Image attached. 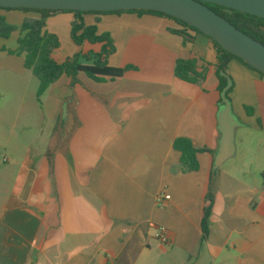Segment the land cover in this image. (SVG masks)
<instances>
[{"label":"crops","instance_id":"crops-1","mask_svg":"<svg viewBox=\"0 0 264 264\" xmlns=\"http://www.w3.org/2000/svg\"><path fill=\"white\" fill-rule=\"evenodd\" d=\"M10 15L18 20L14 45L0 37V98L20 93L25 100L33 91L2 88L11 82L5 74L33 75L24 55L9 52L17 49L23 20L37 15L0 10L6 26ZM95 18L84 16L86 24ZM98 18V34L112 40L107 65L128 68L124 74L96 82L79 73L73 85L63 76L40 100L33 75L42 117L56 127L50 141L23 143L15 114L1 128L0 264H264V78L230 61L229 98L240 125L234 158L216 168L220 92L213 41L190 33L185 42L169 31L180 27L164 17ZM73 20L72 13L47 19L46 30L60 41L53 58L63 63L80 55L90 65L103 44L76 45ZM178 60H195L201 78L178 79ZM60 122L73 128L67 132ZM178 138L202 150L198 171L183 172L173 148ZM209 195V233L202 240ZM160 228L167 243L158 238Z\"/></svg>","mask_w":264,"mask_h":264},{"label":"trees","instance_id":"trees-1","mask_svg":"<svg viewBox=\"0 0 264 264\" xmlns=\"http://www.w3.org/2000/svg\"><path fill=\"white\" fill-rule=\"evenodd\" d=\"M207 6L215 13L225 18L237 29L264 45V19L213 4H207ZM0 10L23 11L37 15L36 17H30L23 20L19 28L20 36L17 39V49L14 52L9 53L24 55L25 68L30 70L39 82L37 90L38 100H40L51 85L56 83L63 76L69 77L72 81V85L78 82L77 77L79 73H84L91 80L101 82L105 80V77L111 79L120 77L128 69H116L107 65V57L113 52V46L108 33L98 34V23L100 22L98 16L100 15L137 14L168 18L180 27L179 29H170L169 31L181 36L185 42L192 40L190 33L203 35L198 30L181 20L154 11L129 10L113 12H80L12 8H0ZM60 13H72L74 15V20L71 22L70 36L76 45L81 46L85 42L89 44H103L101 52L94 55V60L90 65L80 63V55H75L63 63H57L53 58V53L60 48V41L57 35L46 30V21L49 17ZM85 15H95L96 18L94 23L86 24L84 19ZM12 30H16V28L4 25V20L0 18V37L8 38ZM213 44L217 52L218 90L220 93L227 84V79L224 76H221L220 73L223 72L228 74V65L232 60L238 61L264 78V74L251 68L241 59L226 52L214 41ZM175 75L178 79L188 83H195L201 78L196 72L195 60H178L175 66ZM232 89L233 84L226 93V97L229 101V94ZM221 103L222 101L220 98V105ZM173 148L180 153V164L183 172H196L199 170L197 154L202 150L196 149L192 142L187 138L176 139L173 143ZM207 200L210 202V205L204 209V217L201 224L203 233L202 240H205L209 233L207 216L212 203L211 195L207 197Z\"/></svg>","mask_w":264,"mask_h":264},{"label":"water","instance_id":"water-1","mask_svg":"<svg viewBox=\"0 0 264 264\" xmlns=\"http://www.w3.org/2000/svg\"><path fill=\"white\" fill-rule=\"evenodd\" d=\"M213 4L264 19V0H0V8L64 10L80 12H113L143 10L169 15L195 28L217 43L223 50L241 59L251 68L264 74V45L243 33L225 18L210 9ZM227 84L220 93L221 105L217 114L220 132L216 168L234 158L236 132L239 123L226 97L233 82L228 74L220 73Z\"/></svg>","mask_w":264,"mask_h":264},{"label":"rangeland","instance_id":"rangeland-1","mask_svg":"<svg viewBox=\"0 0 264 264\" xmlns=\"http://www.w3.org/2000/svg\"><path fill=\"white\" fill-rule=\"evenodd\" d=\"M15 16L16 15H10L8 17L9 22L12 23L11 25L9 24L10 27L15 28V26H12L17 22L16 20H18ZM14 32L15 30H12L7 38L8 40L6 42L3 41L7 46L15 44ZM62 44H65V38L63 36ZM6 78H8V81L11 80V82L9 81V84L11 83V85L7 84L8 86H4L2 88L4 92L8 91L7 93L9 94L10 89H14L15 92L28 89L33 91V95L32 93L29 94L25 100H21L20 93L19 96L16 97L10 94L4 98H0V117L6 118V121L0 119V131L1 128L7 129L10 126V121L13 118V115L11 114H15L13 120L16 119L17 135L23 138V143L30 144L32 142H49L56 127L53 123L44 120L42 117L43 114L46 113L37 103L34 94L37 89V79L31 73H28V77L24 78L8 73L7 75L5 74L4 79L6 80ZM42 99V102L44 103V101H46V97L44 96ZM59 127L61 129L65 127V131L69 132L73 128V125L70 123L64 125V123L60 122ZM2 135L3 134L0 132V140H2Z\"/></svg>","mask_w":264,"mask_h":264},{"label":"built area","instance_id":"built-area-1","mask_svg":"<svg viewBox=\"0 0 264 264\" xmlns=\"http://www.w3.org/2000/svg\"><path fill=\"white\" fill-rule=\"evenodd\" d=\"M158 238L159 240L162 242V243H167L168 242V238L166 236V231L164 228H160L159 229V235H158Z\"/></svg>","mask_w":264,"mask_h":264}]
</instances>
